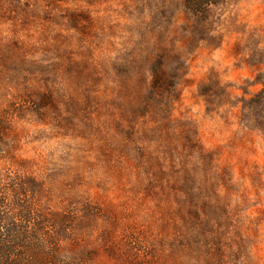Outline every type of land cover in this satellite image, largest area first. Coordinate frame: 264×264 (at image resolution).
<instances>
[{
    "label": "rangeland",
    "instance_id": "374dc122",
    "mask_svg": "<svg viewBox=\"0 0 264 264\" xmlns=\"http://www.w3.org/2000/svg\"><path fill=\"white\" fill-rule=\"evenodd\" d=\"M15 173L64 261L264 264V0H0Z\"/></svg>",
    "mask_w": 264,
    "mask_h": 264
},
{
    "label": "trees",
    "instance_id": "16d2710c",
    "mask_svg": "<svg viewBox=\"0 0 264 264\" xmlns=\"http://www.w3.org/2000/svg\"><path fill=\"white\" fill-rule=\"evenodd\" d=\"M7 180L0 182V264H75L61 254L63 243H76L72 218L39 212L31 177L15 173Z\"/></svg>",
    "mask_w": 264,
    "mask_h": 264
}]
</instances>
